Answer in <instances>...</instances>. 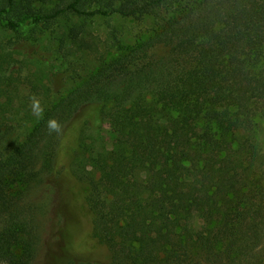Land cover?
Segmentation results:
<instances>
[{
  "label": "trees",
  "instance_id": "1",
  "mask_svg": "<svg viewBox=\"0 0 264 264\" xmlns=\"http://www.w3.org/2000/svg\"><path fill=\"white\" fill-rule=\"evenodd\" d=\"M114 17L151 20L162 47L45 104L57 73L39 61L24 72L19 39L77 18L58 47L88 48L85 20L102 18L105 48L123 55ZM104 122L115 140L94 148ZM263 132L264 0H0V264L35 258L24 192L41 172L83 185L109 264H264Z\"/></svg>",
  "mask_w": 264,
  "mask_h": 264
},
{
  "label": "rangeland",
  "instance_id": "2",
  "mask_svg": "<svg viewBox=\"0 0 264 264\" xmlns=\"http://www.w3.org/2000/svg\"><path fill=\"white\" fill-rule=\"evenodd\" d=\"M79 21L77 18H61L48 29L35 32L34 39H19L22 42L17 49L18 57L24 55L31 60L23 67L24 72L29 68L33 71V62L39 61L43 67L57 73L49 83L51 93L44 101L47 105L80 89L95 73L109 67L110 62L126 57L146 58L162 47L160 41L155 39L158 30L151 20L114 17L111 22L119 27V35L126 48L123 55L110 54V49L105 48L109 25L102 18L85 20L89 24V33L85 32L83 37L95 42V45L79 49L67 39L66 48L61 50L56 34L67 32L69 25ZM22 35L27 37L29 31L24 29ZM26 90L25 85H19V93H26ZM29 101L37 102L35 98ZM88 135L87 141L94 148L109 149L115 140V134L106 122L100 128L89 131ZM83 191V185L67 174L56 178L41 172L29 183L24 192V201L32 206L39 234L32 264H109L107 248L91 236L90 216L83 203Z\"/></svg>",
  "mask_w": 264,
  "mask_h": 264
},
{
  "label": "clouds",
  "instance_id": "3",
  "mask_svg": "<svg viewBox=\"0 0 264 264\" xmlns=\"http://www.w3.org/2000/svg\"><path fill=\"white\" fill-rule=\"evenodd\" d=\"M33 114L35 116H37V118H41L43 115V109L34 105ZM46 126H47V129L49 131V134H51L52 132H56L57 134H59V132L61 130V126H60L59 122L56 121L55 119H49L47 121Z\"/></svg>",
  "mask_w": 264,
  "mask_h": 264
}]
</instances>
